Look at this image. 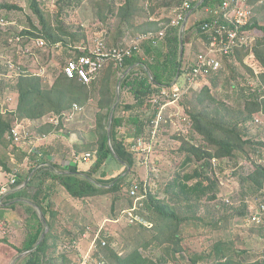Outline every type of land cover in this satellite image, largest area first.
I'll return each instance as SVG.
<instances>
[{
    "label": "trees",
    "instance_id": "trees-1",
    "mask_svg": "<svg viewBox=\"0 0 264 264\" xmlns=\"http://www.w3.org/2000/svg\"><path fill=\"white\" fill-rule=\"evenodd\" d=\"M142 1L145 0H125L117 9L106 0L95 3L97 17L102 23L104 22L103 24L108 20L107 13L119 20L118 26L112 27V29L109 27L108 34L111 38V47L115 48L123 44L126 36L131 34L133 30L138 29L137 19L141 17L148 18L149 14L158 7L157 4L156 6L154 5L155 0H150L151 12L148 14V12H145L144 6L141 7ZM161 1L167 2L170 0ZM182 1L177 0L173 7L180 5ZM59 2L58 18L60 19L66 8L61 7L65 0H60ZM218 4L219 0H206L199 10L214 8ZM29 9L34 14L37 23L31 22V30L14 36L15 38L26 37V43L30 42L32 45L29 47L31 49L30 54L27 56L24 54L26 57L34 59L44 49L48 48L52 52L56 47H60L61 51L64 49L63 53L65 54H62V59L65 58L66 65L69 60L89 53L88 50L82 51V49L75 47L76 45L73 46L78 40V35L65 28L60 20L54 22L49 17L48 12L43 9L40 0H29ZM263 9L264 7L260 11ZM2 10L9 12L21 10V8L9 3L3 4L2 2L0 3V11ZM147 25L149 26L148 29L143 30L141 26L139 32L146 34L154 29L156 32L163 29L153 22H147ZM154 25L155 27L152 29ZM2 28L0 25L1 30H3ZM178 29L177 27H170L165 38L157 46L153 42H145L142 46V51L126 58L122 66H116L113 62L109 63L89 85L83 84L77 76L72 79L68 78L64 73L65 65L62 73L53 80L51 86L45 83L42 76L33 74L31 70L20 67L22 70L18 84L11 86L14 89L12 91L13 96L16 99L18 98L16 100L17 107L9 112L13 113L15 123L25 127L27 131H29L27 126L32 121L41 120L51 114L62 116L68 111L71 112L75 105L84 108L88 105L91 97H93V92L97 97L100 112L97 115L95 124L97 141L95 142L96 144H90L89 146L93 149L95 145V162H93L91 167L89 166L88 170L81 171L77 166H74L69 173H66L63 171L57 172V169H59L57 165L54 167H43L41 165L43 164L42 161L37 164V160L45 157V152L40 150V155L39 153L37 154L36 150L33 158L37 160L32 161L34 165L37 164V167H32L29 170V174L25 177L16 176V184L12 185L10 189L11 191H16H10L6 197L7 203L21 198L27 188L31 189L36 186L39 190L34 199L37 210L32 208L25 221L26 241L24 246L19 249V252L24 253L34 250L47 225L49 227V231L41 244L19 264H72L66 254L61 256L62 259L60 260H55L53 256L58 249L57 244L54 247L50 245L51 240L57 234L55 226L57 213H54L50 196L47 195L43 198L45 193L44 186L47 182L52 183L49 190L53 191V189L63 186L72 198L81 202H85L90 198L121 193L125 187L128 188V200L124 194L116 199V203L120 204L119 211H121L119 222L124 221L127 225L125 236L128 248H124V253L121 254L112 246L113 238L102 235L101 239H105L107 246L104 247L99 242L98 252L93 255L99 263L104 259L106 264H179L181 260H186L184 255H180L183 251L181 227L188 222V218L184 217L181 211L192 204L211 203L222 197L220 196L222 194L221 175L217 176L215 174L214 162L221 161L216 168L217 170H224V163L233 161L238 163L237 158L244 155L250 156L251 153L256 157L254 159L264 160V153L262 152L264 143L260 140V137L249 138L252 128L250 129L246 126L249 121L254 124L256 117H260L264 121V27L255 18L253 29L258 35V40L254 48V55L256 61L260 63L263 72L257 76L253 69L245 65L243 61L241 62L244 68L250 70L253 79H260L256 86L248 88V91L251 92L250 95L242 91L237 97L238 103L242 106L244 102L245 106V113L242 112V120H240L243 121L242 126L238 118L233 119L231 117L228 107L226 108L229 113L227 115L219 114L218 112L211 114L210 109L205 106L207 101L217 102L211 87L214 90H218L221 85L219 79L225 77L229 70L232 71V79L227 78L229 86L232 90L236 88V85H233L230 81H235L236 75L241 78V74L236 68L237 65L229 63L225 69L217 73H211L208 77L212 80L211 87H205L201 92H194V96H196L200 105H191L190 103L188 106V113L191 118V121L188 122V125H191L190 139L175 137L181 142L178 153L182 157L181 161L183 160L182 167L184 172L179 171L169 185V191H171L169 198H159L151 192L149 184H145L143 181L139 183L141 193L147 192L145 208L140 214L145 219H149L153 226L148 228L141 224H132L128 220L121 218L125 210L133 207L134 200L130 197V189L137 182L130 184L129 178L126 176L118 182V177L106 180L107 174L103 168L109 159H112L121 167H127V170L136 165V158L133 152L135 143L144 140V136H146L147 130L150 128H152L150 129V138L152 139V132L154 131L152 123L158 115V106L153 103L156 93L161 88L170 89L172 87V90L179 89L186 82L189 76L188 72L192 70L193 60L191 66L184 69L183 64L186 57L187 43L185 41L182 55L181 30ZM190 31V29L186 30L184 36L187 37ZM40 39L46 42L44 48L38 47L36 43ZM26 43H23L25 47L27 46ZM142 52H144L143 55L141 54ZM145 56L148 60L144 58ZM240 59L242 60V57ZM13 63L16 66L18 64L14 60ZM128 70L130 72L126 74ZM121 72L126 74L121 85V91H128L133 102L126 104L121 102L118 104L111 126V136H109L111 113L118 98L117 89ZM244 90L246 91V89ZM15 104L13 103V105ZM5 106L8 107L7 104ZM14 124L5 120L4 116L0 114V150H6L5 155L7 156V159L4 160L2 155H0V165L8 174H12V170L9 167L11 160L19 166L28 157V152L17 146L10 136ZM253 163L254 166L241 176V182L243 188L246 185L249 187L248 192H243V197L247 196L246 193H249V195L254 194L255 202L258 199L264 200V162L257 164V160H254ZM190 166H194L192 171H190ZM33 173L34 175L31 177ZM182 173L185 174L183 175ZM98 174H100V178H96ZM25 184L27 185L24 186ZM3 203L4 200L2 201ZM15 205L11 204L7 206V209L15 210ZM225 206L240 217L246 218L251 214L252 205L248 203L241 210L232 205L227 204ZM248 207L250 208L249 211ZM233 216L232 214L231 217ZM11 219L15 220L13 217ZM4 220L6 219L0 215V222ZM259 229L264 233V227ZM79 238L80 240L83 239V233L79 237H72L70 243L72 244L76 241L79 244L78 247L87 246L88 241L79 243ZM150 247L161 249L164 254L163 257L153 259L145 255ZM73 253L77 255L78 250H73ZM213 253L216 257L213 264H264V254H262L261 259L254 262L241 260L247 252L235 249L233 244L218 243ZM203 260V257L193 256L190 258V264H203Z\"/></svg>",
    "mask_w": 264,
    "mask_h": 264
},
{
    "label": "rangeland",
    "instance_id": "rangeland-1",
    "mask_svg": "<svg viewBox=\"0 0 264 264\" xmlns=\"http://www.w3.org/2000/svg\"><path fill=\"white\" fill-rule=\"evenodd\" d=\"M40 1L43 5V9L48 12L49 17L54 20V22H56V20H60L65 28L73 34L78 35V40L73 46L76 45L75 47L80 49L85 47L92 48L98 41L103 40L109 47H111V38L108 34L109 27L112 29V27L115 28L118 26L119 20L107 13L108 20L105 24H103L104 22L102 23V21L97 17V11L95 8V3L100 2L101 0H65V2L61 4V7H65L66 9H64L63 16L60 19L58 18L60 0ZM106 1L113 4V7L115 6L116 9L121 3L125 2V0ZM2 2L3 4L9 3L11 5H16L21 8V10H12L9 12L5 10L0 11V21L4 19L6 22L10 23V27L8 28L9 31H3L0 29V71H2L1 64L9 57L18 63L17 66L21 68L23 67L22 69L26 68L31 70L33 74L42 76L41 73L44 70L43 80H45L46 84L51 86L53 80H55V78H57L63 71V66L66 61L65 58L62 59V54H65L63 53L64 49L61 51L60 47H56L55 50L50 52L47 48L42 50L41 54H38L34 59L26 57L23 51L32 46L30 42L26 43L27 38H22L21 42H19V45L16 47L12 46L13 44H10L9 40L14 38L16 35L22 34L24 31L31 30V22L37 23L34 14L29 9V0L27 2H20V0H0V3ZM175 2H177V0H170L167 2L155 0L154 5L156 6L157 4L158 7L155 8V11L149 14L151 12V1H142L141 7L144 6V10H146L145 12H148L150 16L148 18H138V29L133 30L132 33L127 36H131L136 39H139L140 35L144 36L145 33L139 32V30L141 26L143 27V30L148 29L149 26L147 25V22H153L158 26L164 24V26H169L168 28H170V25L175 19V15L173 14V10L175 8L173 5ZM202 14L203 13L199 10L198 15L192 18L190 25L194 24L195 18L201 17ZM256 19L259 21L260 25L264 27V9L256 15ZM154 27L155 25L152 26V29H154ZM156 33L157 32L154 29L146 34L151 36V34L155 35ZM180 38L181 42L183 39V42L185 43L186 41L187 43L185 52L186 57L183 64L185 69L186 67L191 66L195 55L201 50V45L198 39L192 34V31H190L187 37H182L181 35ZM125 41L126 40H124V42ZM24 42L27 45L26 47L24 46L25 44L23 45ZM143 53L144 52L141 54L143 55ZM144 58L147 59L146 56ZM248 60H250V58H248ZM240 64L241 63H239L236 68L239 74H241V78L235 74L236 80L230 81V83L232 82L233 85H236L235 89L232 90L230 88L229 81L227 80V78L232 79V71L229 70L225 77L219 79L221 85L218 90H214V88L211 87L212 80L207 77L204 81L202 80L201 82H196L194 85L196 90L191 91L188 95L181 99L179 103L167 106L163 112L164 120L161 123L160 131L156 138H150V129H152L150 128L147 130L146 136H144L143 145L138 146V141L135 143L136 145L133 147V152L136 158V165L131 168L129 172L127 167H121L112 159H109L103 168L107 174L106 180L118 177V182L126 176L129 178L130 184L134 182L140 183L143 181L145 184L150 185L151 192L154 195L159 198H169L171 194V191H169V185L173 182L179 171L184 172L182 167L183 160L181 161L182 157L179 156L178 153L181 147V142L178 139H175V137L178 136L182 139H190L191 137V125H188V122L191 121L188 113V106L190 103L191 105L199 104L196 96H194V92H201L205 87H211L213 96L217 99L216 103H212L210 101L205 103V106L210 109L211 114L218 112L219 114L228 115L229 111L233 119L238 118L239 121L242 120L241 115L245 113V106L244 102L242 106L238 103L237 97H239L238 95L241 94L242 91L246 92L247 95H250L251 92L248 91V88L256 86L260 79H253L250 70H247ZM247 65L254 68V61L249 62ZM255 67L259 72L258 74L263 72L259 62H257ZM9 70L12 73H9L8 76L13 75L15 82L12 84L11 81H7L6 86L8 88L4 92L0 87V114L4 116L5 120L14 124L16 122L13 117L14 115L9 111L15 110L17 107L16 100L18 98L16 99L14 97L12 103L16 104L13 105L12 108L5 106V104L8 103L7 98H12V91L14 89L11 86H16L18 84L21 74L17 76L18 73H15L11 69ZM128 72H126V74ZM126 74L121 72L119 75L117 89V94L120 96L119 103L123 102L124 104L133 102L128 91H121V85ZM170 89H172V87ZM244 89H246V91ZM92 94L93 97H91L88 105L83 108V111H77L78 113L76 115L75 113L68 111L65 113L66 116L69 119H74L73 122L75 123L80 122V125L84 123L96 124V118L100 111L98 109L97 97L94 92ZM227 107L229 108L228 111L226 110ZM178 114L185 116L186 123L179 121L176 117ZM47 120L49 122V120L51 121V118H48ZM240 123L242 126L243 121H240ZM16 124L17 123L14 125ZM77 125L78 124H76V126ZM246 126L250 129L252 128L249 133V138L260 137V140L264 143V123L253 124L249 121L246 123ZM91 131H95V127L94 129H91ZM91 131L88 130L87 132L91 133ZM94 142L95 141H87L85 150L80 152L82 156L85 154L91 155L90 159L92 162L89 164L90 167L93 162H95V145L93 149L89 146L90 144H96ZM33 144L34 142H26V139H24L21 141L20 145H16L23 148V151H29L28 148L30 147H32V150L35 151L36 149ZM5 152L6 150L4 149L0 150V155H2L4 160L7 159ZM262 152L264 153V147L262 148ZM254 158L256 157L253 153H251L250 156L244 155L237 158L239 164L234 161L230 163L226 162L224 163V170H217L216 168L219 166L221 161L214 162V169H216L215 174L217 176L221 175L222 194L220 196L222 197L211 203L202 202L198 205L192 204L188 208L186 207L183 211H181L183 216L188 218V222L184 223L181 227V234L183 236V251L180 255H184L186 260H181L179 264H190V258L193 256L203 257V264H213L216 260L213 253L214 248L221 242L223 244H233L235 249L245 250L247 254H245L241 260L254 262L255 260L262 258L261 256L264 254V233L261 232V229L246 222L245 217H240L236 213H232L227 206H225L228 204L230 206L232 205L238 207L241 210L246 207V203L251 204V201L254 202V194L249 195V193H246L247 196L243 197V192H248L249 187L246 185L243 188V184L241 182V176L243 173H247L249 168L254 166V160H257V164L264 162L262 159L258 160ZM81 161L85 160L81 159ZM193 168L194 166H190V171H192ZM187 170L189 169L187 168ZM127 172L128 175H125ZM182 174L184 175L185 173ZM96 178H100V174L96 175ZM11 179L12 177L9 178V182L7 184L0 186V189L8 187L11 183ZM127 192L128 188L125 187L124 191L121 193L90 198L85 202L77 200L78 203L76 206L69 208V215L75 216L77 223L73 228L67 229L69 234L66 238L60 240L61 247L59 248V251H55L53 255L55 260L62 259L61 256L64 254L68 256L70 263L75 260L82 259L83 254L92 249L90 241L95 240L97 237H101L102 235L113 238L112 246H114L118 252L123 254L124 248H128V242L125 236L127 225L124 221L119 222V214L121 211H119L120 204L116 203V199L120 195L123 196V194L127 199ZM249 209L250 208L248 207V211ZM232 214L234 215L233 217H231ZM139 222L148 228L153 226V223L150 222L149 219L142 218V216L140 217ZM82 233L83 235L87 234L88 239L80 240L79 238V243L88 241V244L85 247L79 246L78 253L75 255L73 253L74 249L72 248L70 240L72 237L81 236ZM24 253H20V255ZM145 255L153 259H157L163 257L164 254L161 249L150 247L149 250L146 251ZM86 256L87 254H84V257Z\"/></svg>",
    "mask_w": 264,
    "mask_h": 264
},
{
    "label": "built area",
    "instance_id": "built-area-1",
    "mask_svg": "<svg viewBox=\"0 0 264 264\" xmlns=\"http://www.w3.org/2000/svg\"><path fill=\"white\" fill-rule=\"evenodd\" d=\"M22 1L27 2L28 0H20V2ZM200 3L201 0H183L180 5L174 6L173 14L175 15V19L170 27L179 28L182 34L186 24L184 32L188 29L192 31V34L198 39L201 45V50L193 59L192 70L188 72L189 79H186L184 85L176 90L161 88L153 98V103L155 106H158V115L152 123L154 126L152 139L156 138L159 134L161 123L164 120L163 112L167 106L179 103L191 90H196L194 88L196 82L206 80L211 73H217L225 69L229 63L238 65L243 61L247 65L249 62L254 61V68L247 66L253 69L257 76L260 75L255 67L257 61L254 55V48L258 40V35L253 29V26L256 15L264 7V0H219L217 7L200 10L203 13L202 16L195 18L194 24L190 25L192 18L198 15ZM0 25L4 31H9L10 23L2 19ZM161 27L163 29L155 35L151 34L149 36V34H144V36L140 35L139 39L127 36L126 41L119 47H109L105 41L100 40L92 48H81L82 51L88 50L89 53L69 60L65 65L64 73L71 79L77 76L83 84L89 85L109 63L113 62L116 66H122L126 58L132 57L135 53H140L145 42L150 41L157 46L165 38L169 29V26H164V24H161ZM21 40L22 37H14L9 42L13 44L12 46L16 47ZM36 43L40 48L46 46V42L43 39L38 40ZM30 51L31 49L27 48L23 53L27 56L30 54ZM240 57H242V60ZM7 59L1 64L2 71H0V87L3 92L8 88L6 86L7 81H11L12 84L15 82L13 75L8 76L9 73H12L9 69L18 73L17 76L21 74L22 70L13 63L11 58L8 57ZM240 65L244 67L242 63ZM13 99V94L11 99L7 98L8 103L6 104L9 108L13 106ZM80 109V106H74V111ZM176 117L180 122L186 123L184 115L178 114ZM262 123L264 121L260 117L255 118L254 124ZM10 136L14 143L20 145L21 141L30 137L31 134L25 127L17 123L12 127ZM138 143V146L143 145V140H140ZM90 158V154H87L83 158L75 156L76 161H81V159L90 160ZM14 184H16V176L12 177L8 187L0 189V195H6ZM145 192L141 193L139 183H135L132 186L130 189V197L134 200V204L132 208L123 212L122 219L128 220L132 224L139 223L143 225L139 220L142 216L140 212L144 210L145 200L147 199V192ZM251 205V214L246 217V222L256 228L264 227V200L258 199L255 202L251 201ZM142 218L144 217L142 216ZM83 239H88L87 234L83 235ZM91 241L90 246L92 249L90 248V251L84 253L87 256L84 257L83 254L82 259L75 260L72 264H106L104 259L99 263L93 255L98 252L99 242L104 247L107 246V242L104 238L101 239L100 236ZM78 245V242L74 241L72 248L78 250Z\"/></svg>",
    "mask_w": 264,
    "mask_h": 264
},
{
    "label": "crops",
    "instance_id": "crops-1",
    "mask_svg": "<svg viewBox=\"0 0 264 264\" xmlns=\"http://www.w3.org/2000/svg\"><path fill=\"white\" fill-rule=\"evenodd\" d=\"M42 77H44V70ZM77 111L81 112L83 108ZM77 111L72 109L71 112L76 115L78 113ZM48 118H51V121L49 120L48 122ZM73 120L74 119L71 118L69 119L66 114L62 116L51 114L41 120L30 122L27 128L31 136L26 139V142H34L33 146H35L37 154H41L40 150H43L46 156L41 157V160L33 158L35 151L30 147L28 148L29 151H27L28 157L24 163L18 166L11 160L9 167L12 170V174L5 172L0 165V186L7 184L9 178L13 176H27L32 167L36 168L37 164H40L39 161H42L43 164L41 165H43V167H54L57 165L59 167L57 172L63 171L69 173L74 166H77L81 171L88 170L90 168L89 164L92 162L91 159L76 161L75 156L81 158L85 157L87 154L82 156L80 152L85 150L87 141H97L95 131H91V129H94L95 124L84 123L80 125V122L75 123ZM76 124L78 125L76 126ZM88 130H90L91 133H88ZM32 160H37L38 163L34 165ZM33 175L34 173L31 177ZM51 184V182L45 184L43 198L47 195L50 196L54 213H57V219L55 221L57 234L55 238L51 240L50 245L54 247L57 244L58 252L61 247L60 240L66 238L69 234L67 229L73 228L77 223L76 217L69 215V208L75 207L78 202L70 196L63 186H59L57 189H53V191L49 190ZM10 191L6 195L0 197V215L6 219L0 222V264H14L16 259L21 256L19 249L22 248L26 241L25 221L32 208H37L34 199L39 190L36 186H33L31 189H25L21 198L7 203L6 197ZM15 191L16 190L11 192ZM2 200H4L3 204ZM11 204H16L15 210L7 209V206ZM12 217L15 218V220L11 219ZM57 235L59 238L56 237ZM24 258L25 257L21 258L16 264L20 263Z\"/></svg>",
    "mask_w": 264,
    "mask_h": 264
},
{
    "label": "water",
    "instance_id": "water-1",
    "mask_svg": "<svg viewBox=\"0 0 264 264\" xmlns=\"http://www.w3.org/2000/svg\"><path fill=\"white\" fill-rule=\"evenodd\" d=\"M205 1H206V0H201V3H200L199 6H202V5L204 4ZM185 28H186V24H185V26H184V30H185ZM184 30L182 31V34H181L182 37L184 36V33H185ZM183 52H184V42H183V39H182V43H181V54H182V55H183ZM130 70H131V69H130ZM130 70H129V72H130ZM129 72H128V73H129ZM120 85H121V83H120ZM119 88H120V86H119ZM119 101H120V96H119V94H118V101H117V103L115 104V106L113 107V110H112V113H111L110 126H109V132H110L109 136H111V126H112V122H113L114 115H115V112H116L117 106H118V104H119ZM109 140H110V139H109ZM110 141H111V140H110ZM128 171L130 172V169H129ZM125 175H128V172H127V174H125ZM26 185H27V184H25L24 186H26ZM40 214H41V216L43 217V215H42L41 212H40ZM44 222H45L46 225H47V222H46L45 219H44ZM48 231H49V227H48V225H47L46 230H45L44 234L42 235V237H41L39 243L37 244L36 248H37V247L41 244V242L44 240V238L46 237ZM36 248H35L34 250H36ZM34 250H31V251H29V252H25L24 254H22L20 257H18V258L16 259V261H15L14 264H16L21 258L25 257L26 255H28L29 253H31V252L34 251Z\"/></svg>",
    "mask_w": 264,
    "mask_h": 264
},
{
    "label": "clouds",
    "instance_id": "clouds-1",
    "mask_svg": "<svg viewBox=\"0 0 264 264\" xmlns=\"http://www.w3.org/2000/svg\"><path fill=\"white\" fill-rule=\"evenodd\" d=\"M3 201V200H2Z\"/></svg>",
    "mask_w": 264,
    "mask_h": 264
}]
</instances>
